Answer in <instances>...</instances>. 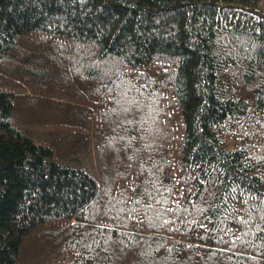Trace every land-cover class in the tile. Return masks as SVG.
<instances>
[{"label":"trees","instance_id":"16d2710c","mask_svg":"<svg viewBox=\"0 0 264 264\" xmlns=\"http://www.w3.org/2000/svg\"><path fill=\"white\" fill-rule=\"evenodd\" d=\"M0 264H264V0H0Z\"/></svg>","mask_w":264,"mask_h":264}]
</instances>
